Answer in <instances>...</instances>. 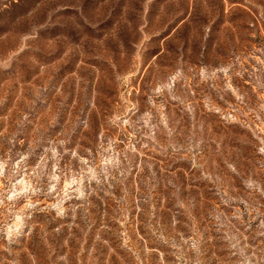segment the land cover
Instances as JSON below:
<instances>
[{
    "label": "rangeland",
    "instance_id": "1",
    "mask_svg": "<svg viewBox=\"0 0 264 264\" xmlns=\"http://www.w3.org/2000/svg\"><path fill=\"white\" fill-rule=\"evenodd\" d=\"M0 264H264V0H0Z\"/></svg>",
    "mask_w": 264,
    "mask_h": 264
}]
</instances>
